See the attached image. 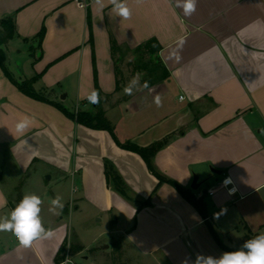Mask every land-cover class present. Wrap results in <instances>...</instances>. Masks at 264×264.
Instances as JSON below:
<instances>
[{"label":"crops","instance_id":"crops-1","mask_svg":"<svg viewBox=\"0 0 264 264\" xmlns=\"http://www.w3.org/2000/svg\"><path fill=\"white\" fill-rule=\"evenodd\" d=\"M176 3L127 0L132 15L123 19L110 0H94L88 9L74 0H0V19L11 16L16 25L17 35L5 46L13 77L23 81L42 73L37 90L50 91L67 108L68 100L76 101L81 109H93L86 99L97 80L119 141L149 146L171 136L155 166L196 195L205 194L209 211L204 218L174 186L159 184L144 158L119 146L108 130L80 124L20 91L0 65V217L25 194H36L43 201L42 223L53 231L27 248L12 232H0V264H62L71 245L81 249L71 250L65 264H100L104 253L113 257L124 246L141 264H191L197 254L218 258L226 252L209 220L235 250L264 234V0H198L191 16ZM112 37L121 48L115 55ZM152 39L161 49L152 57L143 52V58L159 61L168 76L126 95L123 88L135 76L120 74L123 50L136 52ZM20 47L29 51L25 66L15 61ZM136 67L148 74L140 80H156L150 65ZM24 117L32 123L17 133ZM105 160L115 165L135 202L108 186ZM226 177L237 189L233 194L222 186ZM57 196L64 207L50 211ZM77 213L97 224L90 242L75 231Z\"/></svg>","mask_w":264,"mask_h":264},{"label":"trees","instance_id":"trees-1","mask_svg":"<svg viewBox=\"0 0 264 264\" xmlns=\"http://www.w3.org/2000/svg\"><path fill=\"white\" fill-rule=\"evenodd\" d=\"M88 25L90 28V31L92 29V21L91 16H88ZM46 33L45 27L41 29V31L38 33L37 38L39 39L40 45L44 39ZM17 35L16 31V25L13 17H7L0 19V65L3 68L6 75L10 78L12 82H14L17 87L25 93L26 95L50 103L57 108H59L61 111H63L68 117L76 120L78 123L83 124L85 126L94 128V129H106L108 130L114 139L116 140L117 144L125 149L134 151L138 154H140L144 160L146 161L149 169L152 171V173L159 179V184L162 183H170L172 186H174L192 205L196 207V209L200 212V214L204 218L209 217V211L207 208V204L205 201V194L198 196L196 195L192 190L184 188L181 184H179L177 181L166 177L160 170L157 169L154 163V158L159 150H161L171 139V136L165 137L159 141H156L152 143L149 146H139L132 142L122 143L119 141V139L116 136L114 126L109 120V118L106 115V111L104 109L103 103H104V93L100 89L98 85V81L96 80V87L95 91L99 94V103L98 104H91L93 109H81L78 108L77 110H70L69 108L63 106L61 103L56 102L51 99L50 94L51 92L48 90H37L34 86V83L37 81L39 77H41L42 73L36 74L34 77L30 79H26L23 81L16 80L11 72L8 69L7 66V54L5 50L6 44L12 40ZM92 32H90V41L92 40ZM112 50L113 54L117 52V50H120V46L116 42V40L112 37ZM161 49L160 44L157 42L156 39H152L148 42H146L143 46L138 47L136 49V52L142 55L140 60L142 61V66H149L150 65V72L154 76L156 80H146L149 85L159 81L160 79H164L168 76V72L164 67H161V63L154 62L152 60L145 61L143 59V52H147L151 55H155L158 53ZM155 63V65H153ZM161 70V72H160ZM86 102L89 103L88 99H86ZM105 174L108 186L120 193L124 198L129 200L130 202H135L133 197L130 194V188L128 187L127 183L124 181L123 177L115 167V165L110 160H105ZM20 202V201H19ZM18 202V203H19ZM150 199L145 200L141 202V205L139 208H141L144 205L150 204ZM218 215V214H217ZM212 221L209 220L210 228L212 231V234L216 241L219 243V245L226 251H236L234 248L229 247L224 244L223 240L217 233L215 227L211 223ZM67 246V243L64 245L63 250H65ZM115 248L118 250H121L122 244L120 242L115 243ZM79 250L81 249V246H75L71 245V250ZM61 260V257H58V261Z\"/></svg>","mask_w":264,"mask_h":264},{"label":"clouds","instance_id":"clouds-1","mask_svg":"<svg viewBox=\"0 0 264 264\" xmlns=\"http://www.w3.org/2000/svg\"><path fill=\"white\" fill-rule=\"evenodd\" d=\"M110 2L117 16L123 19L131 17L132 12L127 5V0H110ZM197 2L198 0H177L176 6L183 9L185 16H191L196 11ZM137 84H140L139 75L133 77L123 88L124 94L132 95L133 86ZM144 88H149L147 81L141 84L140 90ZM87 99L90 104H98L99 94L93 90ZM155 103L158 107L161 106L159 96L155 98ZM31 123V118L24 117L16 123V132L23 134ZM42 203L38 195L25 194L8 216L0 217V232H12L20 246L24 248L30 247L37 239L51 238L53 231L44 227L40 216ZM51 206L50 211L62 210L64 207L62 198L57 196L51 201ZM182 264H190V260L185 259ZM191 264H264V234L247 240L239 250L223 252L218 258L197 254Z\"/></svg>","mask_w":264,"mask_h":264},{"label":"rangeland","instance_id":"rangeland-1","mask_svg":"<svg viewBox=\"0 0 264 264\" xmlns=\"http://www.w3.org/2000/svg\"><path fill=\"white\" fill-rule=\"evenodd\" d=\"M20 49H23L22 52H17V51L14 52L15 61H18L19 63H21V66H25L24 65L25 60L30 56L29 51L21 47L18 50ZM123 51H124V54L121 57V60L119 61L120 74L123 76L139 75L140 79L143 78L145 74L147 76L148 75L147 72L137 73L138 70L135 69L137 68L136 66H141L142 64V61L140 60V56H138L139 53H136L134 50H126L125 48ZM147 58L148 57L146 56L145 60H147ZM142 60H144V58ZM130 81L131 80H128V83ZM144 81L145 80H140V84L133 86V91L134 89L140 87V85ZM128 83H126L125 86H127ZM64 94H66V92H63L62 94H60V99H62V96ZM113 102L114 101H111V104ZM65 104L69 107L70 110H75V108L77 107L79 108L80 106L79 104L76 105V101L71 102L69 100ZM48 177H50L49 174L45 176L46 179H48ZM5 183L7 182L5 181ZM86 219L81 218V215H78L77 213L73 217V225H74L75 231L82 237V239L85 240L86 242H90L94 234V229L95 227H97L96 226L97 224L91 217L86 218ZM118 253L119 254H116L113 257H111L109 253H104V255L101 256L100 261L102 260V262L100 264H141L137 255L132 250H130V248L128 247L124 246L122 250L119 251ZM110 257L112 258V260L110 259ZM87 262L90 263V261H87Z\"/></svg>","mask_w":264,"mask_h":264},{"label":"built area","instance_id":"built-area-1","mask_svg":"<svg viewBox=\"0 0 264 264\" xmlns=\"http://www.w3.org/2000/svg\"><path fill=\"white\" fill-rule=\"evenodd\" d=\"M74 2L76 3L77 6H79L80 8L83 9H88L92 3L94 2V0H74ZM222 186L225 187L229 193H235L237 191L236 187L233 184V181L231 178L226 177L222 180ZM70 251H71V247L68 246L67 247V251H66V256L64 261L62 262V264H65L67 262H71V258H70Z\"/></svg>","mask_w":264,"mask_h":264},{"label":"water","instance_id":"water-1","mask_svg":"<svg viewBox=\"0 0 264 264\" xmlns=\"http://www.w3.org/2000/svg\"><path fill=\"white\" fill-rule=\"evenodd\" d=\"M62 98H65V95L62 96ZM198 183H197V177L194 178V182L192 184V188L197 189L198 188ZM106 248H108V245H105Z\"/></svg>","mask_w":264,"mask_h":264}]
</instances>
